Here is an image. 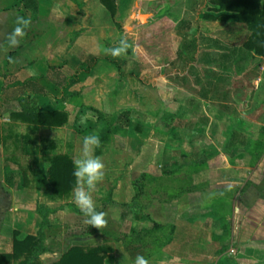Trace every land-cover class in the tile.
I'll list each match as a JSON object with an SVG mask.
<instances>
[{
    "label": "crops",
    "instance_id": "1",
    "mask_svg": "<svg viewBox=\"0 0 264 264\" xmlns=\"http://www.w3.org/2000/svg\"><path fill=\"white\" fill-rule=\"evenodd\" d=\"M75 9L67 0H0V256H13L14 240L42 230V253L31 264H54L75 247L110 248L104 264H135L137 256L149 264H264V59L245 48L251 36L246 24L224 21L217 12L205 13L213 14L212 19L202 16L203 23L226 28L195 35L189 43L185 75L202 95L196 97L200 109L185 108V131L201 142L178 147L170 143L171 131L154 124L161 116V94L157 91L155 97L157 78L150 73L160 68L134 70L153 90L138 97L141 107L120 114L125 87L120 81L133 70L115 64L106 27L92 28V15L75 18ZM25 20L29 23L23 24ZM16 27H23L24 34L12 47ZM191 27L187 24V31ZM104 89L118 95L111 97L109 110ZM23 95H36L40 112L65 111V126L73 134L99 136L101 146L94 155L100 159L113 142L110 168L118 169L119 176L110 178L116 186L110 193L120 210L114 212L117 216L109 210L114 217L109 225L89 226L73 197L54 203L32 185L24 187L22 166L13 155L6 157L14 150L13 139L7 152L4 142L7 132L13 136L17 127L27 129L10 118L21 110ZM149 104L159 107L150 110ZM167 115L168 121H159L165 129L174 122ZM124 119L128 121L121 128ZM117 153L122 156L116 158ZM191 157L196 162H189ZM154 162L162 171L184 167L188 180H158L163 172L154 170ZM149 184L156 187L148 189ZM25 258H0V264H19Z\"/></svg>",
    "mask_w": 264,
    "mask_h": 264
},
{
    "label": "rangeland",
    "instance_id": "2",
    "mask_svg": "<svg viewBox=\"0 0 264 264\" xmlns=\"http://www.w3.org/2000/svg\"><path fill=\"white\" fill-rule=\"evenodd\" d=\"M211 1L212 0H116V11L115 14H112L105 8L101 0H67V2H70V4L76 7L74 10L75 18H83L87 14H91L92 28L106 27V43L111 47L110 49L119 47L122 40H126L130 45L125 54L117 56V62L112 59L113 55L108 51L110 55H112L109 59L115 62L116 65L119 66V64H121L125 71L130 69L133 70V73H131L133 75H129L130 77L128 76L129 79L125 78V80H119L121 83H124L125 86L123 93L120 94L121 98H119L121 101L120 114L136 106L141 107V100L139 101L138 97L143 96L144 90H153L152 84H142L140 82L134 70H139L141 73L144 70H151L152 67L160 68L158 72L150 73L151 76L157 78L154 88L156 91H153V93L156 95L158 91L161 94L159 97L161 99V109L159 110L161 115L160 119L162 120L161 117H164L166 122V120L168 121L169 119V115L167 114H171V119H173L174 122H171L170 126H167L168 129L163 128V124L159 122L160 119L155 121L154 124L155 126L159 124V128H161L163 132H167L164 130L171 131L170 137H172L173 141L170 143L173 142L177 144L178 147L192 145L194 141L197 144L201 142L199 137L192 139L190 135L188 136L189 133L185 131L186 123H188L186 121L185 108L193 105V107L200 109L196 104V97L202 95V90L199 86L194 87L195 83L190 84V81L185 75V67L187 63H189L187 49L189 43L194 41L193 36H199L203 32H221L222 28L225 27L203 23L202 16L206 12H214ZM68 11V16L70 17L73 11L72 7H70ZM134 13L136 14L135 17H133ZM141 15L148 16L144 24L139 20V16ZM187 24L192 26L189 31L186 29ZM38 27L41 26H34V29L36 30ZM74 27L76 28V25ZM230 27H228V30H232ZM117 33L119 34V39L115 42L118 38L116 36ZM111 43L113 44L111 45ZM192 50L194 49L191 48V51ZM197 63L198 62H195L194 64ZM193 81L195 82V78H193ZM104 91H106L104 94L105 108L106 110L112 109L111 97L117 98L118 95L111 91L108 92L109 90L107 89H104ZM151 96L150 99H152ZM146 97L147 96H145V98ZM155 97L157 98L158 96L156 95ZM153 107L157 109L159 106L155 107L153 104L148 105L150 110L154 109ZM127 121L128 120L125 119L122 120L119 123L122 126L119 127L122 128L123 124L125 125ZM197 122H200V118ZM135 123L136 122H133L132 124L135 125ZM87 125V123H82V128L88 127ZM15 130L19 134L28 133V130L22 126L17 127ZM77 134L78 135L73 134L70 127L65 126L55 130H40L31 135L35 140L33 146L45 148L48 146L49 142H53L58 153H69L72 157L76 158L81 153L83 137L90 133L84 134L82 132L80 134L77 132ZM160 140L163 145L167 144L165 143L167 139H165L163 135L160 137ZM112 145L113 142L108 144L110 148L104 152V156L101 158L105 165L104 178L98 183L96 189L92 191L94 205L101 209L102 212L105 211L104 218L107 221V225L114 219L109 210H111L112 214L115 216L117 215L114 212L120 210V205L114 201L115 198L113 194L111 196L110 193L112 191L114 192L116 189V186L112 183L114 179L110 178L114 176L117 178L119 176L118 169L110 168L113 154L109 152L111 151ZM10 150L12 151H8L6 157L9 158L13 155L12 158L17 159L18 163L24 169H26L29 164L33 163L34 157L26 155L23 150H16L15 152L13 148ZM178 151L182 152L183 149H178ZM180 152H177V156H180ZM183 153H185V151H183ZM115 156L116 158H120L122 155L117 153ZM190 160L189 162L191 163L196 162L192 157ZM153 166L154 170L157 172L163 170L158 167V162H154ZM111 169H115L113 170L115 174L112 173ZM176 171H162L163 177L158 180H188L186 179L187 175L184 174V167ZM194 180H200L199 176H196ZM145 186L146 185H143V187ZM146 187L151 189L156 186L149 184ZM167 187L166 185L165 188ZM34 189L35 188L32 186V190ZM100 199L103 201H100ZM41 202L43 205L46 203L45 200ZM96 204L99 205L96 206ZM139 205L143 206L144 201H139ZM101 228H104V226ZM55 235L56 231L53 232V237H55Z\"/></svg>",
    "mask_w": 264,
    "mask_h": 264
},
{
    "label": "trees",
    "instance_id": "3",
    "mask_svg": "<svg viewBox=\"0 0 264 264\" xmlns=\"http://www.w3.org/2000/svg\"><path fill=\"white\" fill-rule=\"evenodd\" d=\"M101 1L108 11L115 14L116 0ZM211 2L214 6L213 11L220 13V19L225 21L228 18H234L238 22L246 24L251 36L245 42V48L264 59V0H212ZM214 17L212 14L204 15V18L208 19ZM95 61L96 59H92V64ZM36 101V95L32 99L27 95H23L19 99L21 110L18 113H11L10 118L25 124L28 133H16L11 136L6 130L7 135L4 137L6 152L8 140L13 139L15 151L23 150L26 155L34 157L33 163L29 164L26 169L20 168L24 187L32 185L49 201L62 203L73 197L74 160L69 154L58 153L53 142H49L45 148L33 146L35 140L31 134L40 130L60 129L68 123V116L65 111L59 109L40 112L35 106ZM127 116L128 114L123 115L124 118ZM108 129L111 133L110 127ZM13 161L16 162L17 159L14 158ZM42 237V230H40L35 237H27L21 242L14 240L13 256H0V258L10 261L12 257L19 259L26 255L25 260L20 261L19 264H31V260L38 258L42 253ZM111 251L110 248L105 247L91 249L75 247L69 249L54 264H104L105 257Z\"/></svg>",
    "mask_w": 264,
    "mask_h": 264
},
{
    "label": "clouds",
    "instance_id": "4",
    "mask_svg": "<svg viewBox=\"0 0 264 264\" xmlns=\"http://www.w3.org/2000/svg\"><path fill=\"white\" fill-rule=\"evenodd\" d=\"M22 23L27 24L29 22L25 20ZM23 34V27H16L11 37L10 45L15 47L19 43L17 36H23ZM129 47V43L126 40H122L119 47L109 49L108 51H110L113 56H119L125 54ZM100 146L101 140L99 136L95 134L84 136L82 139L81 153L73 161V176L75 177L73 199L86 217L85 222L89 226H93L97 229L107 224L104 218L105 214L96 211L91 195L98 183L103 180L105 174L104 163L98 156L94 155L96 149ZM135 264H149V262L143 256H137Z\"/></svg>",
    "mask_w": 264,
    "mask_h": 264
},
{
    "label": "water",
    "instance_id": "5",
    "mask_svg": "<svg viewBox=\"0 0 264 264\" xmlns=\"http://www.w3.org/2000/svg\"><path fill=\"white\" fill-rule=\"evenodd\" d=\"M137 6V5H136ZM136 16V14L134 13L133 14V17H135ZM147 18H148V16L147 15H141V16H139V20H140V22L141 23H146V20H147Z\"/></svg>",
    "mask_w": 264,
    "mask_h": 264
}]
</instances>
